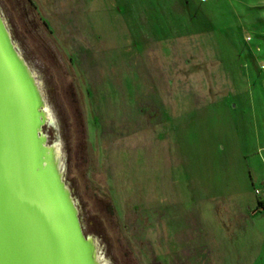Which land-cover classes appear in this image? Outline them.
Instances as JSON below:
<instances>
[{
    "label": "rangeland",
    "instance_id": "374dc122",
    "mask_svg": "<svg viewBox=\"0 0 264 264\" xmlns=\"http://www.w3.org/2000/svg\"><path fill=\"white\" fill-rule=\"evenodd\" d=\"M0 12L107 264H264V0H0Z\"/></svg>",
    "mask_w": 264,
    "mask_h": 264
},
{
    "label": "water",
    "instance_id": "95a60500",
    "mask_svg": "<svg viewBox=\"0 0 264 264\" xmlns=\"http://www.w3.org/2000/svg\"><path fill=\"white\" fill-rule=\"evenodd\" d=\"M49 117L0 12V264H107L83 232L61 148L43 133Z\"/></svg>",
    "mask_w": 264,
    "mask_h": 264
},
{
    "label": "built area",
    "instance_id": "2783aa9c",
    "mask_svg": "<svg viewBox=\"0 0 264 264\" xmlns=\"http://www.w3.org/2000/svg\"><path fill=\"white\" fill-rule=\"evenodd\" d=\"M264 192V179L262 180V183H261V186H260V189H255V193L256 194H261V192Z\"/></svg>",
    "mask_w": 264,
    "mask_h": 264
},
{
    "label": "trees",
    "instance_id": "16d2710c",
    "mask_svg": "<svg viewBox=\"0 0 264 264\" xmlns=\"http://www.w3.org/2000/svg\"><path fill=\"white\" fill-rule=\"evenodd\" d=\"M258 204L264 208V198L257 200Z\"/></svg>",
    "mask_w": 264,
    "mask_h": 264
},
{
    "label": "bare ground",
    "instance_id": "6f19581e",
    "mask_svg": "<svg viewBox=\"0 0 264 264\" xmlns=\"http://www.w3.org/2000/svg\"><path fill=\"white\" fill-rule=\"evenodd\" d=\"M49 120H50V123H53V122H52V118L49 117ZM56 144H57L56 146L59 148V147H60L59 143H56ZM59 149H60V148H59ZM103 262L106 263L104 260H103Z\"/></svg>",
    "mask_w": 264,
    "mask_h": 264
}]
</instances>
